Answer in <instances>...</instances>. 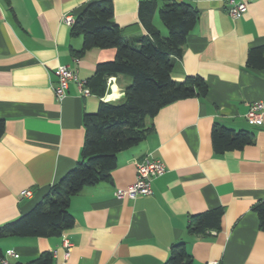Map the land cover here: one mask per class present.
I'll list each match as a JSON object with an SVG mask.
<instances>
[{"label":"crops","instance_id":"1","mask_svg":"<svg viewBox=\"0 0 264 264\" xmlns=\"http://www.w3.org/2000/svg\"><path fill=\"white\" fill-rule=\"evenodd\" d=\"M93 0H0V226L38 203L81 160L83 116L94 115L100 102L120 103L128 78L110 76L106 92L80 95L74 81L65 96L54 94L56 70L67 66L88 81L96 65L112 61L114 49L81 52L82 37L70 34L73 18ZM151 0H111L113 21L127 38L148 35L138 10ZM198 12L170 77L181 82L199 76L204 97L178 100L145 120L150 129L137 145L116 155L108 181L85 186L69 200L73 226L51 237H9L0 251L31 264L45 252L51 264H164L170 247L185 243L192 264H264V231L255 203L264 200V112L260 125L245 114L250 103L264 99V69L246 64L251 48L264 46V0H253L232 19L225 0H171ZM153 26L167 29L158 16L166 4L156 0ZM77 54V56H76ZM113 79V80H112ZM244 130L253 142L240 150L216 153L214 126ZM158 160L165 172L153 179L152 193L118 199L116 192L135 181L136 164ZM23 190L31 197H23ZM222 208L218 230L189 235L191 215ZM70 243L68 255L63 240Z\"/></svg>","mask_w":264,"mask_h":264},{"label":"trees","instance_id":"2","mask_svg":"<svg viewBox=\"0 0 264 264\" xmlns=\"http://www.w3.org/2000/svg\"><path fill=\"white\" fill-rule=\"evenodd\" d=\"M166 2L158 16L167 29L162 36L153 26L156 0L143 2L138 15L148 35L127 38L113 21L111 0H93L74 16L70 34L82 37L81 52L92 48L114 49L112 61L96 65L86 82L92 94L98 97L106 92V79L122 76L130 80L120 103L100 102L94 115L83 116L85 131L81 160L57 183L50 187L42 199L15 220L0 226V240L9 237H51L73 226V216L68 210L70 198L85 186L108 181L117 166L118 152L129 149L147 135V118L178 100L204 97L207 85L199 76H188L175 82L170 74L175 59L179 58L187 35L198 20V12L186 3ZM77 56V54H76ZM246 64L255 70L264 69V46L248 51ZM4 121L0 119V139L4 133ZM211 141L216 153L240 150L253 142L250 132L233 131L214 126ZM259 228L264 231V200L254 204ZM222 208L191 215L187 224L189 235L218 230ZM0 257H2L0 251ZM49 252L35 258L31 264H51ZM164 264H192L185 243L177 242L170 247Z\"/></svg>","mask_w":264,"mask_h":264},{"label":"built area","instance_id":"3","mask_svg":"<svg viewBox=\"0 0 264 264\" xmlns=\"http://www.w3.org/2000/svg\"><path fill=\"white\" fill-rule=\"evenodd\" d=\"M253 0H225V8L227 14L236 19L242 16L247 6ZM74 18L71 15H65L62 17L63 23L70 26L73 23ZM57 83L55 85L54 94L55 97L60 100L65 96L68 83L74 81L81 96L88 97L91 95L89 88L86 86V81L79 80L75 71L71 70L67 66H60L56 70ZM264 112V99L254 101L249 104L248 110L245 114V119L250 125H260L262 123V115ZM165 172V166L162 162L152 159H144L136 164L135 181L132 185L126 189H121L116 192L118 199H134L137 196H149L152 193L151 184L154 178L161 176ZM23 197H31V191L23 190L20 193ZM63 246L66 248L65 255H68L70 243L64 239ZM18 254L14 250H9L7 256L0 257V264H15L9 260V258L17 259ZM207 264H220L219 261H209Z\"/></svg>","mask_w":264,"mask_h":264},{"label":"bare ground","instance_id":"4","mask_svg":"<svg viewBox=\"0 0 264 264\" xmlns=\"http://www.w3.org/2000/svg\"><path fill=\"white\" fill-rule=\"evenodd\" d=\"M113 80V79H112Z\"/></svg>","mask_w":264,"mask_h":264}]
</instances>
